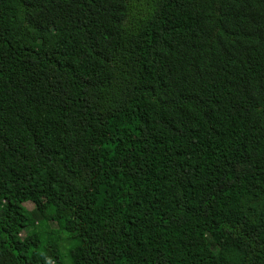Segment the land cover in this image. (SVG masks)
Instances as JSON below:
<instances>
[{"label": "trees", "instance_id": "obj_1", "mask_svg": "<svg viewBox=\"0 0 264 264\" xmlns=\"http://www.w3.org/2000/svg\"><path fill=\"white\" fill-rule=\"evenodd\" d=\"M67 262L264 264V0H0V264Z\"/></svg>", "mask_w": 264, "mask_h": 264}, {"label": "rangeland", "instance_id": "obj_2", "mask_svg": "<svg viewBox=\"0 0 264 264\" xmlns=\"http://www.w3.org/2000/svg\"><path fill=\"white\" fill-rule=\"evenodd\" d=\"M24 206L28 209V210H35V204H33V203H31V202H25L24 203ZM49 224V226L51 227V228H56V223L55 222H49L48 223ZM50 229V228H49ZM44 233L42 234V236H43V240H49L50 239V234H49V230H46V229H44V231H43ZM63 248V247H62ZM66 264H70V262H67Z\"/></svg>", "mask_w": 264, "mask_h": 264}]
</instances>
